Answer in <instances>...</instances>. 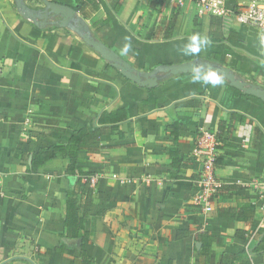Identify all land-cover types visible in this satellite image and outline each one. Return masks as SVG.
I'll return each instance as SVG.
<instances>
[{"label": "crops", "instance_id": "1", "mask_svg": "<svg viewBox=\"0 0 264 264\" xmlns=\"http://www.w3.org/2000/svg\"><path fill=\"white\" fill-rule=\"evenodd\" d=\"M46 1L76 8L75 0ZM249 1L226 0V6L236 10ZM23 2L43 8L42 0ZM95 4L96 10L88 4L76 15L95 40L137 71L201 59L264 87V35L254 27L200 14L192 0L174 6L148 0ZM117 108L127 119L100 139L98 153L79 154L80 166L96 179L95 202L86 236L65 241L59 235L67 161L58 156L30 174L25 157L66 144L73 131L93 127ZM201 131L220 142L219 188L209 213L192 206ZM173 151L178 166L169 156ZM241 198L254 211L251 223L219 215H237ZM263 207L264 102L193 74L140 88L76 33L40 29L21 17L14 0H0V264H84L74 248L80 242L95 264H218L222 254L251 252L255 236L264 234ZM204 233L214 238L206 259L198 253ZM62 241L65 252L46 255ZM249 257L251 264H264V252Z\"/></svg>", "mask_w": 264, "mask_h": 264}, {"label": "trees", "instance_id": "2", "mask_svg": "<svg viewBox=\"0 0 264 264\" xmlns=\"http://www.w3.org/2000/svg\"><path fill=\"white\" fill-rule=\"evenodd\" d=\"M75 12L84 14V8L89 4L92 10H96L97 6L95 0H75ZM94 1V4H93ZM200 1V0H192ZM172 22V21H171ZM55 28V27H54ZM108 64V63H107ZM109 65V64H108ZM110 66V65H109ZM209 80H218L228 83L222 78H216L210 73L196 74ZM254 84V82H252ZM241 95L246 96L242 92ZM110 117V118H108ZM127 119V113L122 108H117L115 112L106 115V118H101L99 122L93 127H84L73 131L66 144H56L49 147L41 148L25 158L29 161L27 173L35 174L39 169L45 167L61 156L67 161L65 167V177L68 180L69 188L65 193V218L63 221V231L59 237L65 241H81L85 236V221L89 217V208L95 202L94 186L90 185V178L92 173L80 166L81 160L79 154L85 152L88 154H96L100 151V139L109 134L113 130L118 129L115 124H119ZM105 124H113L111 127H104ZM170 134L176 139L177 125L172 123L170 125ZM217 139L219 140L218 136ZM169 156L173 160V164L178 163L175 151L170 152ZM218 162V160H217ZM239 213L235 215L232 210L227 213H220L219 215H232L234 219L239 222L249 224L252 222L254 211L249 206V201L241 198L238 202ZM256 245L251 250V254L257 255L264 252V234L255 236ZM62 241L53 251H46V255H51L52 252L63 253L67 250L68 245ZM198 241L201 247L198 251L199 255L207 258L212 254L211 247L214 238L209 234H202ZM79 254V261L84 264H95L94 260L86 253L82 242L79 247H74ZM246 251H241L236 254H222L218 264H251L249 254Z\"/></svg>", "mask_w": 264, "mask_h": 264}, {"label": "water", "instance_id": "3", "mask_svg": "<svg viewBox=\"0 0 264 264\" xmlns=\"http://www.w3.org/2000/svg\"><path fill=\"white\" fill-rule=\"evenodd\" d=\"M14 1L21 17L30 21L34 26L42 29L51 25L71 30L80 37L86 46L90 47L103 61L115 69L121 77L140 88L155 89L161 78L210 73L224 79L236 91L264 102V87L241 79L227 67L215 65L201 59L176 65H158L149 72L137 71L114 51L95 40L86 23L76 15L74 9L46 0H42L43 8L30 9L24 4L23 0ZM199 247L200 243H197L196 248L198 249Z\"/></svg>", "mask_w": 264, "mask_h": 264}, {"label": "built area", "instance_id": "4", "mask_svg": "<svg viewBox=\"0 0 264 264\" xmlns=\"http://www.w3.org/2000/svg\"><path fill=\"white\" fill-rule=\"evenodd\" d=\"M156 5H176L183 0H148ZM200 14H207L216 18L233 17L241 26L254 27L264 35V0H250L239 9H230L226 0L193 1ZM220 142L217 135L209 131H201L195 142L194 156L200 169L195 179L197 194L193 197L192 206L202 213H209L213 208L219 184L216 178L217 160L219 158ZM95 177L90 178V185L94 186ZM262 186V184H257ZM264 214V207H263Z\"/></svg>", "mask_w": 264, "mask_h": 264}, {"label": "rangeland", "instance_id": "5", "mask_svg": "<svg viewBox=\"0 0 264 264\" xmlns=\"http://www.w3.org/2000/svg\"><path fill=\"white\" fill-rule=\"evenodd\" d=\"M107 63V62H106ZM214 77H216V78H220L219 76H216V75H214Z\"/></svg>", "mask_w": 264, "mask_h": 264}, {"label": "clouds", "instance_id": "6", "mask_svg": "<svg viewBox=\"0 0 264 264\" xmlns=\"http://www.w3.org/2000/svg\"><path fill=\"white\" fill-rule=\"evenodd\" d=\"M207 41H205V43H206Z\"/></svg>", "mask_w": 264, "mask_h": 264}]
</instances>
